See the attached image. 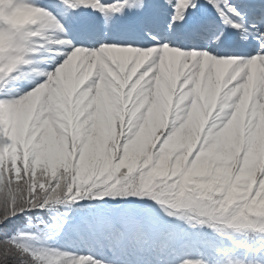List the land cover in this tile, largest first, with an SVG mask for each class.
Wrapping results in <instances>:
<instances>
[{
    "label": "snow or ice",
    "instance_id": "6c2138e0",
    "mask_svg": "<svg viewBox=\"0 0 264 264\" xmlns=\"http://www.w3.org/2000/svg\"><path fill=\"white\" fill-rule=\"evenodd\" d=\"M0 264H264V0H0Z\"/></svg>",
    "mask_w": 264,
    "mask_h": 264
}]
</instances>
